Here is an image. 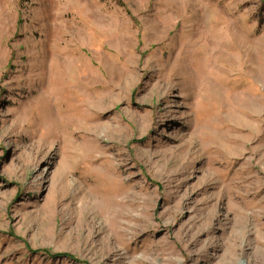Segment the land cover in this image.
Returning <instances> with one entry per match:
<instances>
[{"label": "rangeland", "instance_id": "obj_1", "mask_svg": "<svg viewBox=\"0 0 264 264\" xmlns=\"http://www.w3.org/2000/svg\"><path fill=\"white\" fill-rule=\"evenodd\" d=\"M0 264H264V0H0Z\"/></svg>", "mask_w": 264, "mask_h": 264}, {"label": "bare ground", "instance_id": "obj_2", "mask_svg": "<svg viewBox=\"0 0 264 264\" xmlns=\"http://www.w3.org/2000/svg\"><path fill=\"white\" fill-rule=\"evenodd\" d=\"M89 127H90L91 129H97V125H93V124H90Z\"/></svg>", "mask_w": 264, "mask_h": 264}]
</instances>
